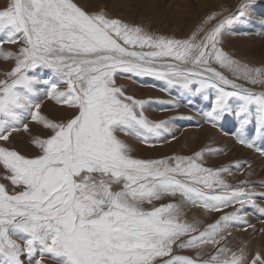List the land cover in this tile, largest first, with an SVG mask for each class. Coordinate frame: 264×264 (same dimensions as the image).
I'll list each match as a JSON object with an SVG mask.
<instances>
[{"label":"snow or ice","instance_id":"6c2138e0","mask_svg":"<svg viewBox=\"0 0 264 264\" xmlns=\"http://www.w3.org/2000/svg\"><path fill=\"white\" fill-rule=\"evenodd\" d=\"M254 7L240 0L228 15L210 11L188 36L170 37L89 0H4L0 60L11 64L0 73V264H264V252L249 259L245 246H229L230 229L255 231L250 209L264 216V191L225 179L245 164H208L223 152L211 147L134 155L130 138L169 143L173 121L149 120L151 101L121 83L154 78L208 101L205 123L223 130L234 117L236 141L264 156L244 134L254 120L264 138V65L223 46ZM44 99L64 114H43ZM30 122L44 133L32 135ZM21 131L32 154L14 145ZM186 205L219 215L201 227Z\"/></svg>","mask_w":264,"mask_h":264},{"label":"rangeland","instance_id":"374dc122","mask_svg":"<svg viewBox=\"0 0 264 264\" xmlns=\"http://www.w3.org/2000/svg\"><path fill=\"white\" fill-rule=\"evenodd\" d=\"M3 2L4 0H0V5H2ZM89 2L94 4H106L108 11L112 16L119 17L126 22L142 25L145 30L151 33L170 37H186L193 31L195 26L208 12L223 11L224 15H228L230 12L235 11L240 0H189V2H185V0H89ZM253 3L255 6L258 4L263 5L264 0H253ZM189 12H191V14H189ZM253 36L259 37V30L254 32L250 28H247L245 23L237 26L235 32L225 33L223 46L226 51L229 50V46L230 50L228 52L242 62L257 67L264 65V50L253 49L256 48L255 43H253ZM247 46H250L249 48L251 49ZM2 47L8 50L15 49V46L11 44H4ZM232 48H235L237 51ZM10 64L11 62L0 60V73L7 70L10 67ZM0 78H2V76H0ZM121 83L127 87L129 94L134 96L137 95V98L151 101V103L146 105L145 108V115L149 120L161 121L171 119L173 121L169 127L171 128V133L175 136V139H172L169 143H157L154 148H149L142 145L135 138H130L128 143L132 147L134 155L142 157H159L161 155L172 153L190 154L201 147H211L213 149L221 148L223 149L221 154L212 155L207 158L208 164L216 165L219 160L223 162L222 166L225 167L234 165L237 162L245 164L243 170L237 171L233 168L232 172L225 176V179H227L232 185H237L241 181L246 180L249 184L255 186L253 188L254 191H264V187H261V184H264V173L255 169V165H253L255 162L254 159H257L258 161L260 158L264 161V156H261L259 152L248 149L236 141L233 133L240 129L238 121L234 117L230 116L228 120L221 121L223 130L212 128L204 121L203 113L208 110V101L206 100L196 98L195 96H188L181 89L170 88L163 81L154 78H133L130 80H123ZM246 86L253 87L256 91L261 90L258 85ZM42 113L50 118H57L64 114V110L54 100L44 99ZM29 127L32 135L43 134L45 131L41 125L32 122L29 123ZM203 128L213 132L214 136L207 134V136L209 135L213 137L203 141L200 137V132ZM244 134L245 136L250 137L248 139L255 140L258 148H264V138L257 133L254 120L249 124ZM257 136L261 137V141L260 139H257ZM30 140L31 136L28 133L21 131L15 137L14 145L18 150L27 154H32ZM235 144L240 148H243L244 151L250 153L252 160L243 158L242 155H237V159L233 160L232 157L235 153H232L231 151L234 149ZM258 162L261 163L260 160ZM2 175V172H0V177H2ZM0 183H6V181L0 178ZM258 203H261V201H258ZM198 210L201 211V209L193 208L189 205L185 206L188 218L201 220V227L212 222L219 215L212 214L209 216L204 214L203 219H201L199 218L198 213H194V211ZM232 210L233 209H226V211ZM249 211L251 213L248 217L249 223L255 226V233L253 232V235L259 236L261 234L260 227L264 225V216H261V222H258L260 219V213L251 209ZM251 229L252 228H247L245 231L238 228H232L230 230L239 231V234H243ZM253 237L254 236L251 238ZM241 240L242 237L237 236L231 241L229 246L232 248L241 246L251 248L248 242L243 243ZM260 244L261 243L257 242V249L254 248L253 250H261L264 252V246L262 247ZM248 250L250 254V249H246V252ZM178 254L184 253L179 252ZM45 264H52V261L46 260Z\"/></svg>","mask_w":264,"mask_h":264},{"label":"bare ground","instance_id":"6f19581e","mask_svg":"<svg viewBox=\"0 0 264 264\" xmlns=\"http://www.w3.org/2000/svg\"><path fill=\"white\" fill-rule=\"evenodd\" d=\"M193 1H196V0H193ZM185 2H189V0H185ZM200 3V2H199ZM189 14H191V12H189ZM261 15V16H259ZM189 17V16H188ZM251 22L250 23H246L247 25V28H250L252 31H256V30H259V33L261 32H264V4L263 5H256L253 9H252V12H251ZM249 31V30H248ZM258 32V31H257ZM255 34V33H254ZM253 34V35H254ZM257 35V34H256ZM255 35V36H256ZM258 39V40H256ZM253 43H255L256 45V48H253V49H256V50H264V35H259V37H254L253 36ZM251 46V45H250ZM250 46H247L248 48ZM245 47V46H244ZM243 47V48H244ZM246 48V47H245ZM228 49L230 50V47L228 46ZM233 50L237 51L235 48H232ZM247 49V48H246ZM251 49V48H249ZM252 49V50H253ZM228 50V51H229ZM248 52V51H247ZM236 53V52H235ZM147 90V89H146ZM133 91V90H132ZM131 92V91H130ZM145 93V92H144ZM137 96V95H136ZM233 120V119H232ZM231 123V121H230ZM185 125V124H184ZM226 125V124H225ZM229 126V125H228ZM180 127V126H179ZM233 129V127H232ZM230 130V129H229ZM207 134L209 135H213L214 136V133L211 132L210 130L208 129H204L200 132V137L203 139V141L205 140H208L209 138H212L213 136H207ZM188 139V138H187ZM258 141V140H257ZM186 142V141H185ZM218 143V142H217ZM202 144V143H201ZM185 145V144H184ZM182 146V145H181ZM180 148V147H179ZM235 149V150H234ZM234 149L231 151L232 153H235V155L232 157L233 160H236L237 159V155H242L243 158H247L249 160H252V157H251V154L248 153L247 151H244L243 148H240L239 146H237L235 144V147ZM231 153V154H232ZM256 156V155H255ZM255 162L253 165H255V169L257 170H260L264 173V161L263 159H258V161L260 160L261 163H259L257 161V159H254ZM253 162V161H252ZM263 163V164H262ZM219 164V165H222L223 162L222 161H218L216 163V165ZM261 172V173H262ZM195 214H199V218L203 219V211L201 210H198V211H194ZM261 226V225H259ZM257 226V227H259ZM261 229H264V225L262 227H260ZM254 229L252 228L251 230H248L247 232L243 233V234H239V231H235V230H230L232 232V236L230 237V240L232 241L235 237H242V240L243 243H249V246H251V248H246V249H250L251 253L249 254V250L247 251V255H248V258H250L251 256H253V254L255 252H257V250H253L254 248L257 249V242L261 243L260 245H262V247L264 246V231H261V234L259 236H256V235H253L255 233V231H253ZM254 232V233H253ZM252 236H254L253 238H251ZM259 238V239H258ZM258 239V241H257ZM241 243V244H243ZM258 251H261V250H258ZM262 252V251H261Z\"/></svg>","mask_w":264,"mask_h":264},{"label":"crops","instance_id":"0c3cea01","mask_svg":"<svg viewBox=\"0 0 264 264\" xmlns=\"http://www.w3.org/2000/svg\"><path fill=\"white\" fill-rule=\"evenodd\" d=\"M246 138H250L249 136H245ZM170 139V142H171V138H169ZM257 139H260V141H261V137H259V136H257ZM251 152H252V150H251ZM243 170V169H242ZM259 221L258 222H261V214H260V216H259ZM51 261V260H50Z\"/></svg>","mask_w":264,"mask_h":264}]
</instances>
